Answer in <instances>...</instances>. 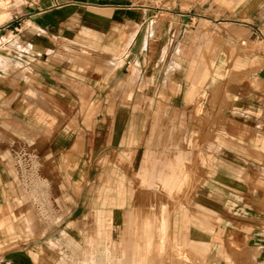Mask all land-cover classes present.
<instances>
[{"label":"crops","instance_id":"0c3cea01","mask_svg":"<svg viewBox=\"0 0 264 264\" xmlns=\"http://www.w3.org/2000/svg\"><path fill=\"white\" fill-rule=\"evenodd\" d=\"M11 1L0 222L29 187L18 215L69 241L97 182L92 264H264V0ZM12 224L0 264H35Z\"/></svg>","mask_w":264,"mask_h":264},{"label":"rangeland","instance_id":"374dc122","mask_svg":"<svg viewBox=\"0 0 264 264\" xmlns=\"http://www.w3.org/2000/svg\"><path fill=\"white\" fill-rule=\"evenodd\" d=\"M12 4V1L9 4V0H0V10L1 8L8 7L9 5L11 6ZM3 13L6 12H1L0 15H2ZM27 166L33 169L34 164L33 162H28ZM30 182L31 180L28 182V185L32 186L31 190L33 191L34 184H31ZM17 183H20L18 179ZM16 189L14 190L13 195L10 198V202L13 206V211L8 217H6L5 219H3V221L0 222V235L3 234V229L9 223H13L14 225H12L14 228H16V232L20 233V238L22 242H24L25 240L27 241L28 250L32 251L40 249V251H43L35 264H92L93 261H97L99 259V239L98 232L96 231L97 214H95L97 213L96 209L99 206V202L97 200L99 184L97 182L94 185H91L90 188V195L92 198L91 206L94 207V209H92V215L86 216L85 218L80 217L79 220L75 221L76 229L79 226L81 230H75L73 236L70 234L69 237H72L69 241L67 239L68 235L63 232L56 233V239H53V241H45V239L41 240L42 233H36L33 228L32 230L30 229L32 227L31 225H33V220L30 219V216L18 215L20 207V209L23 210L24 208H27L28 210H33L35 207V200L31 198L32 193L30 192V188L28 187L27 197L21 200L18 199ZM80 190L81 186L77 188V191ZM83 222L86 225L85 230ZM22 227L26 228V231H23L24 229L22 230ZM151 234L152 236L158 238H160V236L162 235L161 231H151ZM20 238H17L18 240L12 245H10V250L19 249ZM151 250L154 251L159 249ZM165 250L166 249L164 248L160 249V251L162 252Z\"/></svg>","mask_w":264,"mask_h":264},{"label":"bare ground","instance_id":"6f19581e","mask_svg":"<svg viewBox=\"0 0 264 264\" xmlns=\"http://www.w3.org/2000/svg\"><path fill=\"white\" fill-rule=\"evenodd\" d=\"M53 184H54V183H53ZM108 203H109V202H108ZM143 218H144V217H143ZM146 221H147V220H146ZM138 222H139V221H138ZM138 222H137V223H138ZM83 223H84V222H83ZM143 223H144V222H143ZM148 223H149V222H148ZM135 224H136V223H135ZM146 224H147V223H146ZM88 225H89V224H88ZM94 227H95V226H94ZM139 227H140V226H139ZM133 232H134V231H133ZM34 233H35V232H34ZM138 233H139V232H138ZM141 235H142V234H141ZM149 253H150V252H149Z\"/></svg>","mask_w":264,"mask_h":264}]
</instances>
